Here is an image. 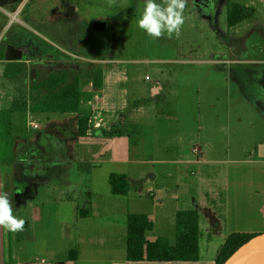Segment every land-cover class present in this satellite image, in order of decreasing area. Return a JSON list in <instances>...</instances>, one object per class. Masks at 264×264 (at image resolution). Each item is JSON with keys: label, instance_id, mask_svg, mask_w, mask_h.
I'll use <instances>...</instances> for the list:
<instances>
[{"label": "rangeland", "instance_id": "374dc122", "mask_svg": "<svg viewBox=\"0 0 264 264\" xmlns=\"http://www.w3.org/2000/svg\"><path fill=\"white\" fill-rule=\"evenodd\" d=\"M234 3L254 9L255 14L230 28L227 13ZM143 9L144 0H0V57L7 45L24 52L18 63L21 73L9 91L4 73L13 64L0 59V109L11 103L31 109L34 81L40 84L71 64L77 69L95 65L107 72L102 99L93 96L84 102L88 108L98 104L97 111L103 115L101 129L93 124L94 129L104 132L122 125L129 136L120 140L116 153L107 154L128 165L114 162L111 166L119 170L129 166L133 177L146 170L158 185L187 184L194 193L213 185L219 201L229 170L232 181L244 171L263 179L264 158L256 148L259 142L264 144V0H187L180 36L171 39L166 33L153 39L138 27ZM19 11L20 22L11 25L8 14ZM99 23L106 25L105 30H95ZM43 47L65 60L57 63L44 57ZM87 78L83 77V86L90 85ZM157 81L166 88L160 96L151 91ZM123 118L128 121L122 122ZM111 141L103 142L96 153L108 150ZM1 142L2 134L0 156ZM125 142L131 145L129 154L122 148ZM201 151L210 165L198 164ZM249 158L255 164H248ZM201 194L207 192L197 197L189 193L182 207L201 203ZM204 229L197 228L200 234ZM60 237V229L53 228L39 244L52 250L59 246ZM22 248L30 252L29 239ZM201 256L210 258L205 249ZM39 257L40 263H53Z\"/></svg>", "mask_w": 264, "mask_h": 264}, {"label": "crops", "instance_id": "0c3cea01", "mask_svg": "<svg viewBox=\"0 0 264 264\" xmlns=\"http://www.w3.org/2000/svg\"><path fill=\"white\" fill-rule=\"evenodd\" d=\"M102 70V88H95L91 79L89 86H83L81 78L80 90L91 99L93 96L102 99L99 96L107 69ZM14 82V79L9 80L8 91L13 89ZM165 89L164 84L151 87L154 96L162 95ZM10 97L12 102L13 96ZM12 105L15 111L10 129H3L0 121V192L9 195L13 215L24 219L25 225L22 231H8L7 247L6 229L0 228V235L5 232L1 235L0 264H127L129 214L148 215L154 228L146 232L147 240L165 238L172 246L176 245L179 218L194 229L205 227L201 234L198 230L199 253L201 255L205 249L210 258L205 260L201 256L195 262H166L168 264H216L229 235L264 233V178L244 171L237 181H232L233 171L229 170L221 201L213 185L196 193L187 184L158 185L146 170L133 177L129 166L126 170L111 166L114 162L128 165L125 160L107 155L108 151L116 153L120 140L129 138L128 135L108 137L92 124L91 134L83 137L79 135L76 114L35 115L30 107L24 110L11 103L9 108ZM9 108L0 109V113ZM16 113L21 115L16 116ZM123 121L128 120L123 118ZM10 139L14 141L13 146L9 145ZM109 139L112 140L109 149H100L102 154H97V147ZM258 147V156L264 158V144L259 142ZM122 148L128 154L131 152L128 142ZM198 158V164L210 165L202 151ZM149 160L155 161L154 158ZM249 160L248 164H255L251 158ZM139 164L146 166L148 163L139 160ZM113 174L127 179L130 185L127 194L112 193L109 179ZM204 191L207 195L201 194L200 207L197 204L182 207L189 193L197 197ZM194 209H198L197 215ZM53 228L60 229L61 237L59 246L51 250L39 244V240ZM26 239L30 242L29 253L22 248ZM203 240H207L206 244H202ZM40 255L53 263H40Z\"/></svg>", "mask_w": 264, "mask_h": 264}, {"label": "trees", "instance_id": "16d2710c", "mask_svg": "<svg viewBox=\"0 0 264 264\" xmlns=\"http://www.w3.org/2000/svg\"><path fill=\"white\" fill-rule=\"evenodd\" d=\"M255 10L247 6L234 3L229 6L227 13L228 27L232 28L253 17ZM4 51L0 59L4 60ZM43 56L53 61L63 62L65 60L55 50H46L43 47ZM19 62H11L12 67H8L4 73L6 79H15L21 69ZM68 68L52 72L46 80L38 84H32L31 112L38 114H76L79 116L78 128L80 136L91 134L93 124L92 114L89 110L83 109V102L90 99L80 90L81 78L88 76L95 88H102L104 75L103 70L95 65L79 69L74 64ZM45 86L46 89H42ZM24 110L26 108H23ZM15 111L14 105L8 110L0 113V121L3 129L9 130L11 116ZM89 111V112H88ZM93 128V127H92ZM101 134L108 137H122L126 132L122 125L112 128L111 131H104ZM9 145L13 146V139L9 140ZM6 147V142H5ZM112 193L115 195L127 194L130 185L124 176L113 174L109 179ZM127 264H145L146 262H195L200 259L199 238L200 234L189 223L182 219L177 222L176 245H170L165 238H160L150 242L146 238V232L154 228V223L146 214H129L127 218ZM252 235L247 233H233L228 236L226 242L219 251L216 264H225L232 253Z\"/></svg>", "mask_w": 264, "mask_h": 264}, {"label": "clouds", "instance_id": "9594fccd", "mask_svg": "<svg viewBox=\"0 0 264 264\" xmlns=\"http://www.w3.org/2000/svg\"><path fill=\"white\" fill-rule=\"evenodd\" d=\"M187 0H144L142 17L137 21L138 27L153 39H160L167 34V38L180 36L184 23V9ZM25 220L13 215L12 203L9 195L0 192V228L16 233L22 231Z\"/></svg>", "mask_w": 264, "mask_h": 264}, {"label": "water", "instance_id": "95a60500", "mask_svg": "<svg viewBox=\"0 0 264 264\" xmlns=\"http://www.w3.org/2000/svg\"><path fill=\"white\" fill-rule=\"evenodd\" d=\"M74 15L73 7L68 10V16ZM105 24L99 23L95 26L96 31L104 30ZM24 52L15 45H7L4 53L6 62H20L23 59ZM36 70L31 71V79H36ZM264 253V233L252 235L244 241L225 262V264H251L255 258Z\"/></svg>", "mask_w": 264, "mask_h": 264}, {"label": "built area", "instance_id": "2783aa9c", "mask_svg": "<svg viewBox=\"0 0 264 264\" xmlns=\"http://www.w3.org/2000/svg\"><path fill=\"white\" fill-rule=\"evenodd\" d=\"M20 14H21L20 11L17 12L16 14H12V13L8 14V16L10 18V24L11 25H13L14 23L20 22V19H19L20 18ZM146 80L152 81V79L150 77H147ZM154 83L157 84L156 86H160L161 85L159 81L154 82ZM83 107H85L86 109L90 110L91 113L93 112L92 113V120H93L92 122L95 125V127L100 130L102 125H103V115H102V113H99L100 112L99 110L97 111L98 104L97 105H91V107L88 108V106H86L85 103L83 102ZM94 111H97V112H94Z\"/></svg>", "mask_w": 264, "mask_h": 264}, {"label": "bare ground", "instance_id": "6f19581e", "mask_svg": "<svg viewBox=\"0 0 264 264\" xmlns=\"http://www.w3.org/2000/svg\"><path fill=\"white\" fill-rule=\"evenodd\" d=\"M251 264H264V253L255 258Z\"/></svg>", "mask_w": 264, "mask_h": 264}]
</instances>
